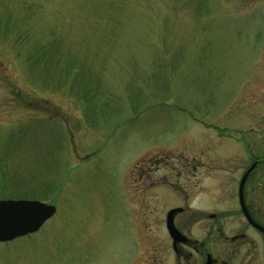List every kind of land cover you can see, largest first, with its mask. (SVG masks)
<instances>
[{"label":"rangeland","instance_id":"374dc122","mask_svg":"<svg viewBox=\"0 0 264 264\" xmlns=\"http://www.w3.org/2000/svg\"><path fill=\"white\" fill-rule=\"evenodd\" d=\"M251 155L264 0H0V199L55 206L0 264H177V208L184 232L214 213L252 239L236 196Z\"/></svg>","mask_w":264,"mask_h":264},{"label":"flooded vegetation","instance_id":"af4514ba","mask_svg":"<svg viewBox=\"0 0 264 264\" xmlns=\"http://www.w3.org/2000/svg\"><path fill=\"white\" fill-rule=\"evenodd\" d=\"M256 156H250L251 162L245 170V175L243 174V180H239L238 182L236 193L237 202L242 212L241 216L248 226H251L254 237L250 239L248 234L240 229L236 232H226L221 228L220 222L218 221L217 223V215L214 213H205V216L208 217L204 218L203 221L210 223L212 220V222L207 226L201 224L202 229L195 235L184 232L181 225L173 222L179 231V236L176 239L170 235L165 223V228L171 242L173 257L178 261L177 264H264V223L256 217L250 208L251 205L256 203L257 197H255L253 192L251 195L252 199L249 198L246 190L249 183L247 179L254 171L258 170V176H255L257 180L253 182H256L253 188H257L262 182L259 171H262L264 168V156ZM179 213L181 211L175 212L173 217L175 218ZM201 221L202 219H198V222ZM243 248H247L248 251L246 261L242 257ZM253 253L256 255L253 256ZM257 253H259V257ZM233 256H236L237 262L231 261L234 259Z\"/></svg>","mask_w":264,"mask_h":264},{"label":"water","instance_id":"95a60500","mask_svg":"<svg viewBox=\"0 0 264 264\" xmlns=\"http://www.w3.org/2000/svg\"><path fill=\"white\" fill-rule=\"evenodd\" d=\"M171 209L166 214V227L176 239L179 231L173 224ZM55 212V206L36 199H0V242L36 231Z\"/></svg>","mask_w":264,"mask_h":264}]
</instances>
